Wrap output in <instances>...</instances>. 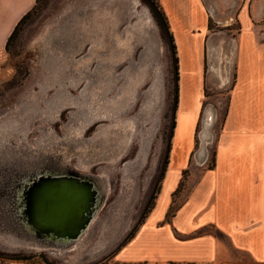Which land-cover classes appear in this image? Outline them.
I'll return each instance as SVG.
<instances>
[{
  "label": "rangeland",
  "instance_id": "rangeland-1",
  "mask_svg": "<svg viewBox=\"0 0 264 264\" xmlns=\"http://www.w3.org/2000/svg\"><path fill=\"white\" fill-rule=\"evenodd\" d=\"M152 1L158 5L157 0H38L17 40L0 56V157L37 161L41 151L66 169L105 178L104 201L80 243L90 233H93L91 242L97 241L94 226L117 198L121 195L135 197L128 230L112 249L83 264L111 261L113 253L137 226L148 204L154 202L151 197L160 184L159 171L168 147L171 149L179 82L169 43L150 7ZM228 17L222 15L221 19L224 21ZM98 24L103 26L101 30L96 27ZM210 29L216 33L233 32L237 25L232 20L230 27L210 22ZM104 38L114 50L116 63L102 82L97 62L90 56L94 44ZM228 93V90H216L215 94H206V106L211 105L214 111L220 100L224 102V108L214 121L216 138L226 112ZM212 95H216V100ZM129 97L134 98L133 103L124 113L117 114ZM150 101L155 106L153 121L137 120L133 140L120 158L113 162L101 160L88 165L87 169L79 167V140L92 146L100 130L119 127L121 120L139 116L141 108ZM85 102L89 103L84 107ZM99 107L104 111L103 116H95L84 125L85 114L99 113ZM201 120L195 133V149L201 142ZM150 126L155 129L147 156L137 171L127 169L137 158L139 141ZM20 128L23 135L19 134ZM209 146L208 167L214 163V142ZM188 189L182 183L178 198L174 199L175 206L183 201ZM11 236L0 230V264L14 261L43 264L41 258L49 264H62L60 258L66 259L76 247L47 245L38 251L27 246L5 248L3 245ZM17 258L29 261L15 260Z\"/></svg>",
  "mask_w": 264,
  "mask_h": 264
},
{
  "label": "crops",
  "instance_id": "crops-1",
  "mask_svg": "<svg viewBox=\"0 0 264 264\" xmlns=\"http://www.w3.org/2000/svg\"><path fill=\"white\" fill-rule=\"evenodd\" d=\"M36 1L0 0V56ZM157 3L178 61L172 145L151 211L105 264H264V0ZM222 15L229 17L223 21ZM231 20L233 32L210 29V22L230 27ZM216 90L229 92L226 112L217 138L216 122L212 126L197 163L196 129L206 94ZM223 105L220 100L215 107V120ZM182 183L189 189L166 220Z\"/></svg>",
  "mask_w": 264,
  "mask_h": 264
},
{
  "label": "bare ground",
  "instance_id": "bare-ground-1",
  "mask_svg": "<svg viewBox=\"0 0 264 264\" xmlns=\"http://www.w3.org/2000/svg\"><path fill=\"white\" fill-rule=\"evenodd\" d=\"M96 27L101 30L103 26L98 24ZM91 54L92 56H90V59H95V62H97V70H99L100 75L99 80L103 82V78L108 73V71H110L109 69L116 63L114 50L111 48L109 41L104 38L102 39V42L98 41L94 44V48L91 49ZM105 68L107 69L105 70ZM104 91L105 90L101 91L102 98L104 96ZM88 103L89 102H85L84 105H88ZM125 109L122 108L120 112L124 113L126 111ZM154 110V103L150 101L146 106L141 108L139 116L131 118L128 121L121 120L119 127H106L103 130H100L96 134L95 140L93 141L94 143H92V146L90 145V147L85 144V141L79 140L77 142L78 144L76 143L77 146H80L78 150V156L80 159L79 167L82 169H87V166L92 163H96L101 160H109L108 162H113L120 158L127 150L131 140H133V134L137 120L141 122H152ZM99 111V113H96L99 115L90 113L85 114L84 125L89 124L93 119L96 118L95 116L102 117V109L100 108ZM214 121L215 111L212 109L211 105H207L202 114V125L201 130L199 131V138L201 141L200 147L195 153V161H197V163L202 162L200 161V154L205 149V145L211 140V128L214 124ZM154 129L155 126H150V128L144 132L145 137L139 141V152L137 158L132 162L131 165H127V169L132 168L134 171H137V169L141 166L143 160L147 156L149 140L154 132ZM19 131V134L23 135L21 128ZM77 140L78 139L74 141ZM93 150H96L94 155ZM155 158L156 156L153 158L152 167L155 162ZM28 160L29 159L25 157H14L13 159L0 157V166H4L3 175L5 177L2 190L3 198L6 202L5 208L3 207L4 203H0V209L5 212V214H1L0 212V219L5 220L7 223L6 227L12 231L10 234L12 235L10 237L11 239L8 240L5 245H3L5 248L27 246L31 250L38 251L46 247L47 244L36 238L26 236V234H24L22 224L23 221L18 219L15 213L18 210L17 194H19L21 188L24 186L26 175L32 172L30 169L33 168V164L35 163H29ZM35 166H38L41 171L44 172H55L59 170V172H63V174H68L74 171L58 165L56 161L46 164V160L43 157L37 161ZM151 170L149 171L148 176ZM134 198L135 197L131 196L124 197V195H121L119 198H117L114 204L111 205L109 211H107V214L94 226V229L97 228V241L94 243L91 242V234L93 233H90L89 236L81 243L76 244V247L73 249V251L69 252V256L66 259L63 257L60 258L62 264H83L100 256L105 251L108 252V250L112 249L115 243L120 240V237H122V235L128 230L132 223L130 219V213L134 203ZM102 203L99 206L98 211L102 206ZM72 246L75 245H71L69 247L72 248Z\"/></svg>",
  "mask_w": 264,
  "mask_h": 264
},
{
  "label": "water",
  "instance_id": "water-1",
  "mask_svg": "<svg viewBox=\"0 0 264 264\" xmlns=\"http://www.w3.org/2000/svg\"><path fill=\"white\" fill-rule=\"evenodd\" d=\"M38 154V160L43 157L47 160L46 164L54 161L41 151ZM28 161L35 163L17 194L18 210L15 212L18 219L23 221L24 234L59 248L80 243L104 200L105 178L74 172L75 170L68 174L57 169L55 172H44L35 166V159ZM3 171L4 166L1 165L0 203L3 202L5 208ZM0 212L5 214L2 209ZM6 226V221L0 219V230L11 234V229Z\"/></svg>",
  "mask_w": 264,
  "mask_h": 264
},
{
  "label": "trees",
  "instance_id": "trees-1",
  "mask_svg": "<svg viewBox=\"0 0 264 264\" xmlns=\"http://www.w3.org/2000/svg\"><path fill=\"white\" fill-rule=\"evenodd\" d=\"M38 1V0H37ZM37 1H36V4H37ZM34 6V8L28 12L25 16H23V18L17 23V25L15 26L13 32L11 33V35L9 36L7 42H6V45H5V52H8V48L9 46L15 42L17 40V38L19 37V34L22 32L23 30V27L26 25V23L30 20L31 18V15H32V12L34 9H36V5ZM150 4V7L153 11V14L154 16L156 17L159 25L161 26V29L162 31L164 32L166 38H167V41L169 43V46H170V50H171V54H172V60H173V63H174V70H175V74H176V81L178 82L179 80V76H178V61H177V58H176V51H175V45H174V42H173V37L170 33V30H169V26H168V23H167V20H166V17L164 15V13L162 12V10L160 9L159 5H155L153 3V1ZM177 93H178V88L176 87V97H175V104L178 103V96H177ZM176 111V107L174 109V112ZM175 123V122H174ZM173 128L175 127V124L172 126ZM169 152H170V147H168V151L164 157V160H163V164H162V167L159 171V180L161 181L162 180V177L164 175V172H165V169L167 167V164H168V155H169ZM213 167V164L211 166H209V168ZM181 186V185H180ZM180 186L177 190V193L180 192ZM159 191V187L156 191V193L154 195H152V199L155 201V198H156V195ZM176 193V195H177ZM175 197V196H174ZM154 205V202L152 204H148V206L146 207L145 209V212L144 214L141 216L137 226L134 228V230L131 232V234L122 242V245H124L125 243H127V241H129L135 234V232L137 231L139 225L142 224V222L144 221L145 217L147 216V214L151 211L152 207ZM179 205V204H178ZM178 205L175 206V203L173 201V204L171 205L169 211H168V214L166 215V220L176 211V209L178 208ZM15 260H18V261H22V260H28L27 258H22V259H15ZM43 264H49L46 260H44L43 258H41ZM29 264H39V263H29Z\"/></svg>",
  "mask_w": 264,
  "mask_h": 264
},
{
  "label": "flooded vegetation",
  "instance_id": "flooded-vegetation-1",
  "mask_svg": "<svg viewBox=\"0 0 264 264\" xmlns=\"http://www.w3.org/2000/svg\"><path fill=\"white\" fill-rule=\"evenodd\" d=\"M104 90H105V88H104ZM104 93H105V92H104ZM102 100H103V99H102ZM128 100H129V101H128L127 103H125V105L122 104V106H120V108L116 111L117 114H122V113L120 112L121 109H122V108H123V109H125V108L127 109V107H129V106L131 105V103H133L132 100H134V98H133V97H129ZM83 106L85 107L84 104H83ZM126 109H125V110H126ZM101 112H104L103 109H102ZM106 112H107V111H106Z\"/></svg>",
  "mask_w": 264,
  "mask_h": 264
}]
</instances>
